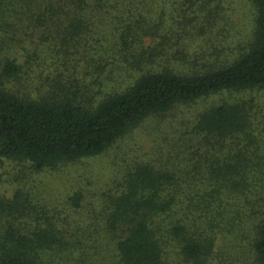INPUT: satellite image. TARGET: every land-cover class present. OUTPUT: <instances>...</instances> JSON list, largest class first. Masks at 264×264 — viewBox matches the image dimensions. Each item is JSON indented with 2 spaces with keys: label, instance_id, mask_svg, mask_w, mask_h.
Wrapping results in <instances>:
<instances>
[{
  "label": "trees",
  "instance_id": "obj_1",
  "mask_svg": "<svg viewBox=\"0 0 264 264\" xmlns=\"http://www.w3.org/2000/svg\"><path fill=\"white\" fill-rule=\"evenodd\" d=\"M121 1L0 0V19L18 2L27 25L51 32L59 60L61 51L91 55L98 63L117 61L115 54L123 52L134 74L106 90L98 77L89 90L61 81L59 72L44 84V92L35 93L15 59H0V159L42 171L98 156L146 119L215 97L173 154L176 166L138 163L126 173L119 190L108 197L105 231L117 264H209L215 236L232 222L248 219L256 263L264 264V125L260 131L255 127L254 95L264 91V0H246L255 13L244 45L236 50L215 45L227 53L218 52L208 67L190 71L161 62L163 53L170 54L172 36L160 34V24L146 23L139 15L120 19L112 39L90 38L92 13L118 8ZM215 7L218 12L220 6ZM203 20L210 27L217 23L212 12ZM144 35H151L153 44L147 45ZM181 43L173 44L177 53L170 58L185 57ZM124 61L108 74L123 69ZM19 200L13 209L22 207ZM81 200L76 193L71 204L79 207ZM3 207L0 202V211ZM65 240L50 226L30 232L9 227L0 233V264H51L44 254L62 250Z\"/></svg>",
  "mask_w": 264,
  "mask_h": 264
},
{
  "label": "rangeland",
  "instance_id": "obj_2",
  "mask_svg": "<svg viewBox=\"0 0 264 264\" xmlns=\"http://www.w3.org/2000/svg\"><path fill=\"white\" fill-rule=\"evenodd\" d=\"M191 1H121L118 8L108 7L92 13L90 38L108 36L112 39L120 19L139 15L146 23L160 24V34L170 33V54L163 53L161 62L183 71L208 67L218 52L227 53L226 50L216 51L215 45L221 49L224 43L225 47L235 46L236 50L249 39L255 12L246 0ZM217 5L220 6L218 12ZM12 6L13 10L8 7V12L0 19V59H15L24 69V75L33 82L35 93L44 92V84L59 72L61 81L89 90L95 89L98 77L104 82V90L132 79L134 74H130L123 52L115 56L118 60L122 58L125 67L112 74H108L111 67L122 62L98 63L91 60V55L83 58L81 53L67 55L63 51L59 60L53 50L55 42L51 32L27 25L29 19L22 14L20 3L14 2ZM208 12L217 17L212 27L203 20ZM143 41L150 45L154 38L144 35ZM177 41L182 42L183 59L177 54V59L170 58L177 53L173 46ZM254 95L259 109L255 127L259 125L260 131L264 125V91L254 92ZM216 102L217 98L211 97L180 105L162 117H150L104 153L55 168L34 171L27 164L0 159V202L4 205L0 211V233L9 227L28 232L38 225L54 227L66 240L62 250L44 254L51 264H117L113 241L105 231L109 195L119 190L126 173L138 163H150L158 168L176 166L179 160L173 154L187 141L198 113ZM261 133L264 138V132ZM182 166L187 169L184 162ZM76 193L82 195L79 207L71 204ZM17 197L22 207L13 209L12 203ZM227 220L230 222L228 216ZM249 225L248 219L238 220L218 233L209 264H257Z\"/></svg>",
  "mask_w": 264,
  "mask_h": 264
}]
</instances>
